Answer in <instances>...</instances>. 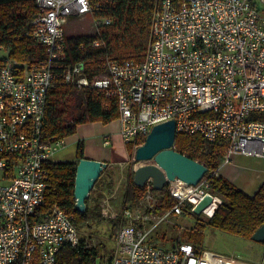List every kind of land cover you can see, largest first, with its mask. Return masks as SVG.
<instances>
[{
  "label": "built area",
  "instance_id": "2783aa9c",
  "mask_svg": "<svg viewBox=\"0 0 264 264\" xmlns=\"http://www.w3.org/2000/svg\"><path fill=\"white\" fill-rule=\"evenodd\" d=\"M35 2L32 35L46 45L47 57L24 64L22 71L13 59L0 64V264H57L62 247L81 244L74 213L58 204L42 211L47 162L65 142L44 138L48 92L59 77L116 97L121 136L134 152L154 125L173 119L176 135L198 133L224 142V161L237 153L264 157V0H156L145 58L107 59L104 73L92 80L82 63L65 62L62 24L66 16L91 13V0ZM93 20L96 27L110 22ZM110 140L106 135L104 142ZM208 185L206 177L196 185L168 179L166 189L177 202L162 217L182 213L185 201L194 212L206 195L212 199L201 214L213 216L222 197ZM152 186L146 183L148 199ZM108 196L115 192L106 195L102 213L115 219ZM138 218L123 208L115 253L94 264H229L226 254L191 241L170 247L149 241L150 229H137Z\"/></svg>",
  "mask_w": 264,
  "mask_h": 264
},
{
  "label": "trees",
  "instance_id": "16d2710c",
  "mask_svg": "<svg viewBox=\"0 0 264 264\" xmlns=\"http://www.w3.org/2000/svg\"><path fill=\"white\" fill-rule=\"evenodd\" d=\"M155 3L156 0H91L92 16L95 19L109 18L110 22L100 23L94 34L67 36L65 62L82 63L84 74L92 80L95 76L104 73L107 59L142 61L150 42ZM37 11L35 0H0V64L7 59H13L18 62V70L22 71L24 64L47 57L46 45L32 35ZM95 40L100 41L99 46L94 45ZM80 90L83 100L76 108L74 96ZM118 117L116 97L105 95L98 88L79 87L59 77L48 92L44 138H65L76 132L79 123L88 121L108 123ZM144 141L145 138H142L141 142ZM130 147L132 146L129 145ZM174 148L207 166L208 171L204 177L209 179L208 190L222 197V202L213 216L205 220L196 218L194 225L185 229L182 236L188 239L187 241H194L193 243L200 246L205 237V228L211 226L253 240L255 231L264 225V182L254 194H249L218 174L226 151V144L222 141L211 142L198 133L192 135L178 133ZM81 157H84V152L79 143L77 159ZM15 162L16 157H13L6 173L8 178L14 174ZM47 166L50 172L43 212L58 204L65 211L74 213L79 229L90 220L104 219L99 207L101 195L95 199L98 203L92 205H90V196L88 197L87 209L84 213L75 208L77 161L53 159L47 162ZM104 171L94 186L98 184ZM145 190L146 186L142 187L134 182L133 170L122 197L123 206L136 204ZM152 191L160 196L156 207L158 211L170 210L177 202L166 188L155 190L152 186ZM183 213L196 215L190 209H183ZM121 224V218L112 219V233L118 231ZM84 241L85 239L81 237L80 245L62 247L57 256V264L96 263V248L86 247ZM260 242L264 246V240Z\"/></svg>",
  "mask_w": 264,
  "mask_h": 264
},
{
  "label": "rangeland",
  "instance_id": "374dc122",
  "mask_svg": "<svg viewBox=\"0 0 264 264\" xmlns=\"http://www.w3.org/2000/svg\"><path fill=\"white\" fill-rule=\"evenodd\" d=\"M93 19L91 13L72 15L66 16L62 24L67 36L80 34L89 35L94 34L97 31ZM74 97L76 98L75 102L77 106L75 107L77 108L83 100L81 90L78 91ZM75 146L76 143H67L55 153L54 159L57 161H63V158H67L68 160V158L72 156V153L75 152ZM111 150L116 158L121 160H126L129 155V162L124 166V169H122L121 172L119 169L114 168L111 165L107 169H104L103 176L98 184L92 189L90 194V205L98 203L95 202V199H98V197H100L99 195H101L102 198L99 200L101 213L102 204H104V200L107 198L106 195L115 192V198L108 196L110 202L113 204L115 203V205L117 203L118 209L124 207H130L133 209L136 214L140 215V218L134 220V223L141 226L140 230L150 229L148 240L165 247H170L179 241L188 240L182 236V232L185 229L191 228L194 225L196 218L204 220L208 218L205 214L193 215L189 213L185 214L183 212L180 214L170 213L166 217H162L168 210L158 211L156 209L160 201V196L156 192H152V197L150 199L145 196L144 192L136 204L133 206H123L122 195L127 187V183L136 163L135 152H131L130 149V153L128 154V150L121 138L118 140V143L114 144V147L112 146ZM182 208L184 210L190 209L187 201L184 202ZM102 215L104 216V219L90 220V223H92L91 225L88 226V224H86L79 229V234L87 241L88 245L91 247H97L99 251L102 250L101 253L103 251L109 252L115 247L116 243L114 239H116V234L119 231L118 228V231L112 233V224L108 221L110 218L103 213ZM205 229L204 240L200 246L194 243L196 246L226 254L228 256L229 264H260L259 261L264 254V246L262 248L259 242L229 234L211 226L206 227Z\"/></svg>",
  "mask_w": 264,
  "mask_h": 264
},
{
  "label": "water",
  "instance_id": "95a60500",
  "mask_svg": "<svg viewBox=\"0 0 264 264\" xmlns=\"http://www.w3.org/2000/svg\"><path fill=\"white\" fill-rule=\"evenodd\" d=\"M175 120L171 119L154 125L143 144L135 152L134 182L139 186L151 180L155 190L165 188L168 179L175 177L196 185L208 171L203 163L183 154L174 148L176 131ZM108 162L81 157L78 159L75 175L74 195L75 208L81 213L87 209L86 200L100 178ZM168 178V179H167ZM206 195V201L198 203L194 212L201 214L211 201ZM255 241L264 240V225L259 227L252 236ZM262 264H264V259Z\"/></svg>",
  "mask_w": 264,
  "mask_h": 264
},
{
  "label": "crops",
  "instance_id": "0c3cea01",
  "mask_svg": "<svg viewBox=\"0 0 264 264\" xmlns=\"http://www.w3.org/2000/svg\"><path fill=\"white\" fill-rule=\"evenodd\" d=\"M106 135H109L111 137L109 143L104 142ZM120 138L122 139L121 121L119 120V117L108 123H103L101 121H88L79 123L77 125L76 132L64 138V146L67 143H76L75 152L72 153V156L68 158V160L78 162L77 149L80 143V146L84 152V157L106 161L108 162V167H110L111 165L112 167L119 169L121 172L122 169H124V166H126V164L129 162V155L127 156L126 160H121L116 158V156L113 154V151L111 150L112 146L114 147V144L118 143V140ZM124 144L128 150V154L130 153V149L133 151L132 147H130L129 149V145H127L125 142ZM65 160H67V158H63V161ZM218 174H221L222 176L226 177L228 180L233 182L238 188L243 189L249 194H254L264 182V157L245 155L242 153L234 154L228 161H222L218 169ZM125 191H123V194ZM113 207L116 213H118L119 218H121L123 208L118 209L117 203L116 205L114 203ZM108 221L112 224L111 218ZM87 224L89 226L92 223H90L89 221ZM136 225L137 228L139 227L138 229L141 228V226H139L138 224ZM82 239L84 238L82 237ZM114 240L116 243V239ZM84 243L86 247H95L89 246L86 240L84 241ZM95 248L97 252L96 262H99L106 256H111L115 253L116 244L115 247L109 252L103 251L101 253L102 250L99 251L97 247Z\"/></svg>",
  "mask_w": 264,
  "mask_h": 264
},
{
  "label": "flooded vegetation",
  "instance_id": "af4514ba",
  "mask_svg": "<svg viewBox=\"0 0 264 264\" xmlns=\"http://www.w3.org/2000/svg\"><path fill=\"white\" fill-rule=\"evenodd\" d=\"M257 242H259V244L262 246V248H263V244H261V242L260 241H257ZM263 259H264V254H263V257L261 258V260L259 261L260 262V264H262V262H263Z\"/></svg>",
  "mask_w": 264,
  "mask_h": 264
},
{
  "label": "bare ground",
  "instance_id": "6f19581e",
  "mask_svg": "<svg viewBox=\"0 0 264 264\" xmlns=\"http://www.w3.org/2000/svg\"><path fill=\"white\" fill-rule=\"evenodd\" d=\"M55 160V159H54ZM145 186H146V184H145ZM165 188H166V186H165ZM146 191V190H145ZM130 208V207H129ZM138 229V228H137Z\"/></svg>",
  "mask_w": 264,
  "mask_h": 264
}]
</instances>
